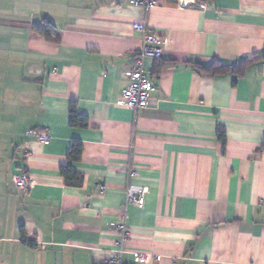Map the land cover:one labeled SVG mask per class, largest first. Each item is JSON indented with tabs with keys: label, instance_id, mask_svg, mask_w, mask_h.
Instances as JSON below:
<instances>
[{
	"label": "crops",
	"instance_id": "1",
	"mask_svg": "<svg viewBox=\"0 0 264 264\" xmlns=\"http://www.w3.org/2000/svg\"><path fill=\"white\" fill-rule=\"evenodd\" d=\"M130 1L0 0V264H104L123 214L122 264H264V58L241 74L195 68L264 55V0H158L148 13ZM46 22L56 39L34 30ZM137 22L162 53L145 59L151 103L133 111L118 97ZM71 107L85 128L70 127ZM129 169L142 206H124Z\"/></svg>",
	"mask_w": 264,
	"mask_h": 264
},
{
	"label": "built area",
	"instance_id": "2",
	"mask_svg": "<svg viewBox=\"0 0 264 264\" xmlns=\"http://www.w3.org/2000/svg\"><path fill=\"white\" fill-rule=\"evenodd\" d=\"M158 0H131L130 5L142 9L145 13L155 8ZM179 6H185L184 0H179ZM133 29L141 35V46L134 57L133 65L125 75V86L120 91L118 104L125 106L133 111L147 108L151 103V92L153 85L150 78L144 72V61L147 58L157 59L162 53L161 39L147 27L145 22L133 24ZM38 140L47 144L49 137L45 132L38 135ZM137 172L129 169L127 173V187L125 191V207L128 205L142 206L144 204L147 187L138 185L133 182ZM12 182L21 191L27 192L30 186L28 174L20 169L17 174L12 176ZM115 231L119 235V241L115 244L114 249L106 258L104 264H122L123 255L126 253L123 243L128 237L126 227V215L123 214L115 224ZM137 263H143L145 256L141 253L134 254Z\"/></svg>",
	"mask_w": 264,
	"mask_h": 264
},
{
	"label": "trees",
	"instance_id": "3",
	"mask_svg": "<svg viewBox=\"0 0 264 264\" xmlns=\"http://www.w3.org/2000/svg\"><path fill=\"white\" fill-rule=\"evenodd\" d=\"M200 3H209L212 0H196ZM52 25L48 22L45 23L43 27H36L34 30L41 36H43L45 39H56L54 33H53ZM264 58V55L258 56L253 55L250 59L241 60L239 62V65L237 66H226L221 64L219 61L214 60L209 66L202 67L200 65H195V68L199 74H206L210 76H216V75H223L228 72H231L232 74L242 73L243 70L246 68V66L254 61H258L260 59ZM235 84V81H233V85ZM69 125L72 128H85L87 126V119L84 117H80L75 114L74 108H70L69 113ZM218 142L222 146V152L225 150L226 145V138L225 133L221 128L217 129L216 134ZM264 147V146H263ZM82 152V146L79 142H72L70 149L67 153V161L69 163H76L80 160V155ZM59 175L64 180V184L66 187L70 188H80L83 184V176L75 171V169L71 165H65L61 166L59 168Z\"/></svg>",
	"mask_w": 264,
	"mask_h": 264
}]
</instances>
